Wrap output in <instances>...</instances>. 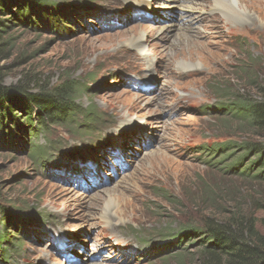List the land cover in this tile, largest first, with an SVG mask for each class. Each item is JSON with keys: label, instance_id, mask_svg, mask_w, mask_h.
I'll list each match as a JSON object with an SVG mask.
<instances>
[{"label": "rangeland", "instance_id": "rangeland-1", "mask_svg": "<svg viewBox=\"0 0 264 264\" xmlns=\"http://www.w3.org/2000/svg\"><path fill=\"white\" fill-rule=\"evenodd\" d=\"M84 1L88 11L75 13L77 25L61 38L42 27L16 31L5 63L6 86L26 71L48 88L67 77L85 83L93 91L78 105L105 117L93 142L55 132L65 155H82L73 163L75 174L86 172L77 183L34 169L26 149L0 144V202L17 204L29 224L16 264H181L174 250L157 253L158 243L180 213L201 219V182L227 191L217 203L230 211L234 192L264 233V182L219 177L193 154L233 139L205 107L233 92L261 100L250 78L264 85V0ZM159 189L181 202L180 213ZM144 243L156 248L149 258Z\"/></svg>", "mask_w": 264, "mask_h": 264}, {"label": "trees", "instance_id": "trees-1", "mask_svg": "<svg viewBox=\"0 0 264 264\" xmlns=\"http://www.w3.org/2000/svg\"><path fill=\"white\" fill-rule=\"evenodd\" d=\"M84 2L0 0V144L26 149L33 168L41 172H50L60 162L71 158L64 154L62 144L57 141V129L65 130L70 137L79 136L81 140L89 137L88 141L93 142L105 128V117L92 108L83 109L78 105L84 93L93 91L86 89L85 83L69 81L67 77L48 88L47 81L42 82L33 71H26L17 83L6 86L5 80L12 68L5 63L16 46V31L27 27L40 32L42 27L43 31L61 38L64 31L70 33V27L77 25L72 18L75 13L86 10ZM250 83L261 100H251L233 92L227 95L230 97L224 96L219 106L205 108L208 115L222 123V130L231 132L229 138L233 139L197 146L194 148L197 153L193 154L201 165L219 173V177L233 175L259 184L264 182V85L252 78ZM234 135H242L244 139ZM201 185L202 200L199 201L202 207L197 211L200 220L180 213L181 202L172 199L164 189L158 190L182 216L178 221L170 219L171 230L165 231L166 239L158 243L162 247L157 253L174 250L177 252L174 258L182 259L181 264L194 257L196 264H264V233L258 229L257 219L240 209L234 192L229 198H233L231 208L234 207L230 211L217 203L220 198H226L227 191L213 183L201 182ZM12 205L8 208L9 205L0 202V263L4 264H12L22 255V243L29 226L21 224L19 212L23 210L17 204ZM209 207L213 212L206 214ZM12 218L18 221L10 225ZM12 230L14 233L10 232ZM188 247H194L196 253L189 252ZM148 249L156 251L154 245ZM169 257L166 259L171 260Z\"/></svg>", "mask_w": 264, "mask_h": 264}, {"label": "bare ground", "instance_id": "bare-ground-1", "mask_svg": "<svg viewBox=\"0 0 264 264\" xmlns=\"http://www.w3.org/2000/svg\"><path fill=\"white\" fill-rule=\"evenodd\" d=\"M213 1L218 3V2L221 1V0H213ZM225 1H227V2L229 1V2L231 3V2L234 1V0H225ZM219 5H221V3H220V4L218 3V6H219ZM226 8L228 9L227 6H226ZM229 8H230V7H229ZM228 11H229V9H228ZM228 11H227V13H228ZM160 30H161V29H160ZM135 38H136V37H135ZM129 45H130V44H129ZM131 46H132V45H131ZM139 47H140V46H139ZM144 52H145V51H144ZM126 81H128V80H126ZM123 82L126 83L125 80H123ZM131 82L134 83L133 80H131ZM132 83H130V84H132ZM128 84H129V83H128ZM128 86H129V85H128ZM130 86H132V85H130ZM120 217H121V216H120ZM154 252H155V251H153V252H152V251H150V252H144V253H142V255H144V257H145V256H148V255H153Z\"/></svg>", "mask_w": 264, "mask_h": 264}, {"label": "clouds", "instance_id": "clouds-1", "mask_svg": "<svg viewBox=\"0 0 264 264\" xmlns=\"http://www.w3.org/2000/svg\"><path fill=\"white\" fill-rule=\"evenodd\" d=\"M222 100H223V98L221 99V101H222ZM221 101H220V103H221ZM220 103H219V104H220ZM215 106H219V105H215ZM205 108H206V107H205ZM204 110H205V109H204ZM205 112H206V110H205ZM212 118H213V117H212Z\"/></svg>", "mask_w": 264, "mask_h": 264}]
</instances>
